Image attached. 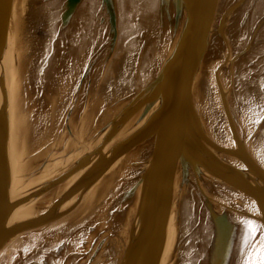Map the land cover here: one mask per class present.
I'll use <instances>...</instances> for the list:
<instances>
[{"label": "water", "instance_id": "1", "mask_svg": "<svg viewBox=\"0 0 264 264\" xmlns=\"http://www.w3.org/2000/svg\"><path fill=\"white\" fill-rule=\"evenodd\" d=\"M262 115V0H0V254L243 264Z\"/></svg>", "mask_w": 264, "mask_h": 264}, {"label": "bare ground", "instance_id": "2", "mask_svg": "<svg viewBox=\"0 0 264 264\" xmlns=\"http://www.w3.org/2000/svg\"><path fill=\"white\" fill-rule=\"evenodd\" d=\"M53 77H55L54 75H52ZM24 81V80H23ZM53 82L51 81V84H49V88L47 91L49 92H45V94H50V102L49 105H47V108L45 111H43L42 113L38 114V117H41L43 119V116L46 118H50L51 115L54 112V109L56 108V104L58 101V97L54 96V94L58 91H56L55 86L56 84L53 86ZM26 87L24 85L23 90H25ZM22 90V91H23ZM54 93V94H51ZM22 99V98H21ZM34 130L35 129H31L29 127V125H23L21 128V133H22V137H21V144L23 146H25L28 141H30L34 136ZM30 131V132H29ZM26 132V133H25ZM108 182H109V176L105 177L99 184H98V188L97 190L94 192L93 196L99 197V195L102 192H106L107 191V187H108ZM254 225H258L257 223H254ZM253 225V226H254ZM31 238H33V236L26 238V240H22L21 242V246L24 247H29V244L31 243L30 240ZM264 245V234L261 232H256L255 236H252L249 238V240L247 241L244 250H243V254L241 256L240 262L242 261L243 264H248L249 260H254L256 258V253L258 252L259 248ZM23 253V251L17 248V246H13L10 248H7L6 250H4L1 254H0V264H12L14 258L17 255H21ZM18 258V257H17Z\"/></svg>", "mask_w": 264, "mask_h": 264}, {"label": "snow or ice", "instance_id": "3", "mask_svg": "<svg viewBox=\"0 0 264 264\" xmlns=\"http://www.w3.org/2000/svg\"><path fill=\"white\" fill-rule=\"evenodd\" d=\"M264 2V0H262ZM264 121V115H262L260 120H257L256 123L259 124ZM250 226V234L255 236L256 232L264 233V224L261 225H254L253 222H247ZM248 264H264V245H262L258 252L256 253V258L254 260H249Z\"/></svg>", "mask_w": 264, "mask_h": 264}]
</instances>
